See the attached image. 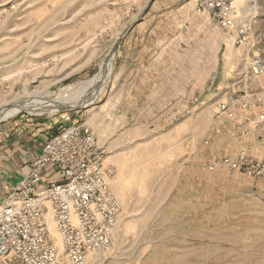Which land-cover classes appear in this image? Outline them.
<instances>
[{"label": "rangeland", "instance_id": "1", "mask_svg": "<svg viewBox=\"0 0 264 264\" xmlns=\"http://www.w3.org/2000/svg\"><path fill=\"white\" fill-rule=\"evenodd\" d=\"M125 1L16 0L0 16V111L27 94L72 98L80 84L100 71L108 54L115 55L112 73L94 105L42 115L20 111L0 124L22 115H61L77 118L95 133L124 206L112 244L91 255L88 264H264V198L259 187L226 170L209 173L197 162L184 164L185 149L174 140L182 132L176 124L184 119L172 124L160 115L126 128L115 124L110 86L114 46L128 14ZM128 2L132 6L133 0ZM236 5L239 17L252 23L251 54L264 59V0H237ZM218 28L209 29L207 40L218 46L208 53L213 64L218 63L208 69L209 79L216 71L221 75L235 55L241 60L235 35ZM176 87L180 92L186 88ZM63 88L69 89L63 93ZM193 92L200 93L199 86ZM162 104L163 112L169 102ZM259 142L263 145L258 153L264 155V139Z\"/></svg>", "mask_w": 264, "mask_h": 264}, {"label": "crops", "instance_id": "2", "mask_svg": "<svg viewBox=\"0 0 264 264\" xmlns=\"http://www.w3.org/2000/svg\"><path fill=\"white\" fill-rule=\"evenodd\" d=\"M149 2L133 0L129 7L128 0L123 2L128 14L123 15L122 34L139 18L140 21L126 33L116 50V68L109 99L110 105L115 102L110 106L117 114L115 124H122L126 128L145 123L148 116L160 115L167 117L172 124L184 119L176 124V128H181L182 132L174 138L175 145L181 143L185 149L184 164L194 161L203 166L198 153L202 151L201 144L205 139L211 141L210 147L205 150L209 158L236 155L241 149L263 158L264 155L258 153L263 143L255 136L253 121L260 111H264V77L258 83L252 82L250 87L239 82L241 61L235 55L237 59L226 62L227 65L223 63L221 75L216 71L211 73L213 76L209 79L208 69L218 65H214L216 61L208 56L209 52L218 48L207 43L209 29L219 27L213 17L206 11L197 14L196 0H153L147 9ZM130 9L136 13L130 14ZM209 81L210 87L217 85L211 92ZM177 84L186 86L181 90L183 92L177 90ZM198 86L200 93L197 94L193 91ZM245 91L251 94L253 104L252 95L263 104H259L248 120H222L221 134L212 133L210 123L218 111V105ZM203 93L205 96L201 95ZM195 98L199 102L193 106ZM164 101L169 104L164 106L162 112ZM77 120L61 115H22L0 124V205L29 172L30 163L45 142L63 128L78 124ZM231 133H235L234 138L230 136ZM52 171L47 169L44 172L45 182L51 180ZM53 178L59 179L58 176Z\"/></svg>", "mask_w": 264, "mask_h": 264}, {"label": "built area", "instance_id": "3", "mask_svg": "<svg viewBox=\"0 0 264 264\" xmlns=\"http://www.w3.org/2000/svg\"><path fill=\"white\" fill-rule=\"evenodd\" d=\"M196 1L197 14L208 12L221 29L235 35L241 56L239 82L249 87L258 83L264 77V59L251 54L255 47L252 23L239 17L237 0ZM15 2L0 0V16ZM250 96L245 91L220 103L210 123L211 132L221 134L222 120H248L263 104L252 95L253 104ZM198 102L193 99V106ZM253 123L256 138L263 139V110ZM230 136L234 138L235 133ZM210 142L205 139L198 153L204 169L247 178L264 198V157L241 149L234 156L209 158L205 150ZM47 169L53 170L51 180L38 189ZM113 181L104 148L92 129L86 123L63 128L45 142L29 172L0 205V264H88L91 255L112 244L118 230L123 204L113 190Z\"/></svg>", "mask_w": 264, "mask_h": 264}, {"label": "bare ground", "instance_id": "4", "mask_svg": "<svg viewBox=\"0 0 264 264\" xmlns=\"http://www.w3.org/2000/svg\"><path fill=\"white\" fill-rule=\"evenodd\" d=\"M114 55L113 51L110 55L108 54L101 64L100 71L93 79L80 84L78 92L73 94L72 98L68 97L70 100L64 99L66 95H62L61 98H56L55 95H52L50 92L35 95L27 94L19 100L5 106L4 109L0 111V120L8 118L20 111L42 115L54 114L65 110L83 109L86 106L90 107L94 105L97 97L105 88L108 77L112 73ZM68 89L69 88H63L61 92L64 93Z\"/></svg>", "mask_w": 264, "mask_h": 264}, {"label": "water", "instance_id": "5", "mask_svg": "<svg viewBox=\"0 0 264 264\" xmlns=\"http://www.w3.org/2000/svg\"><path fill=\"white\" fill-rule=\"evenodd\" d=\"M152 1L153 0H150V2H149V5H148V7H147V9L149 8V6L151 5V3H152ZM147 9L144 11V13L145 12H147ZM140 21V18L126 31V33L131 29V28H133V27H135V25L138 23ZM126 33L123 35L122 34V36L120 37V39L118 40V42L115 44V46H114V51L116 52V50H117V47H118V45L120 44V42H121V40L123 39V37L126 35ZM86 108H88L87 106L86 107H84L83 109H86ZM79 110V109H78ZM72 111H74V110H72ZM63 112H67V110H65V111H63Z\"/></svg>", "mask_w": 264, "mask_h": 264}]
</instances>
